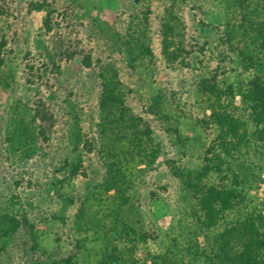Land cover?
I'll use <instances>...</instances> for the list:
<instances>
[{"label": "rangeland", "instance_id": "1", "mask_svg": "<svg viewBox=\"0 0 264 264\" xmlns=\"http://www.w3.org/2000/svg\"><path fill=\"white\" fill-rule=\"evenodd\" d=\"M258 23L263 5L234 0H0V264H99L107 247L120 264H191L189 249L223 264L225 225L264 213V140L253 137L264 122H246L221 170L206 166L219 131L204 82L216 68L234 88L264 74ZM241 55L256 67L245 72ZM105 78L130 120L122 128L99 112ZM29 131L24 156L17 136ZM242 167L247 207L206 230L179 175L228 188Z\"/></svg>", "mask_w": 264, "mask_h": 264}, {"label": "trees", "instance_id": "2", "mask_svg": "<svg viewBox=\"0 0 264 264\" xmlns=\"http://www.w3.org/2000/svg\"><path fill=\"white\" fill-rule=\"evenodd\" d=\"M260 3L264 6V0H234V5L239 10H245L251 3ZM256 35L261 38V51L264 50V26L257 24ZM146 52L145 49H142ZM260 51V48H259ZM240 63L242 69L246 72L256 67L253 61L254 58H246L240 56ZM264 64V55H263ZM83 65L89 67V63L83 62ZM224 74L220 68L213 71L210 79L204 82L203 94L208 101V110L211 116L208 121L217 127L219 133L216 137L212 148L207 151L204 162L206 166L210 164L214 170H221L224 163L220 159L219 154H227L234 152L237 146L246 142L248 128L247 123L259 128L264 121V74H256L250 80L244 82L241 76L237 79V87L227 85L222 79ZM117 83L114 79L105 78L98 101L99 112L102 115V120L112 127L122 128L125 118L119 102V95L117 92ZM238 98L239 105L235 106V100ZM247 115L246 121L243 120L240 112ZM116 114H118L116 116ZM33 131V130H32ZM29 135L18 134V138H22L25 144L20 148L21 155L26 156L29 143L33 141V133L27 132ZM40 134H43L41 131ZM253 137L261 142L264 140V131H258L253 134ZM212 156L208 158L207 156ZM213 160H215L213 162ZM209 168V167H208ZM248 169L240 168V171L232 175V185L228 188L216 185L201 186L202 176L198 175L194 179L188 173H181L179 175L185 189L194 196L199 213L203 218L201 226L206 230L214 228L223 219V215L236 210H243L247 207V193L246 186L249 184ZM194 180V182L192 181ZM115 181V174L110 173L109 182H107V192H114L116 200H119V211L126 205V200L119 197L118 188ZM249 203V202H248ZM243 215V214H242ZM115 226L124 227L118 215H115ZM117 233L112 232V237L117 238ZM236 247L237 253L231 256L226 250ZM220 253L219 259L223 264H264V213L253 209L251 212H246L243 217L238 220L230 222L225 225L223 233L220 236L219 243ZM115 248L107 247L103 253V257L99 264H120L121 254L114 253ZM186 252V254H184ZM211 253L202 255L195 249L184 250L182 255L184 258L188 256L191 264H215L212 260ZM185 255V256H184ZM218 257V256H217ZM212 258V259H211ZM203 260V261H202ZM182 262V261H181ZM64 264H72L67 260Z\"/></svg>", "mask_w": 264, "mask_h": 264}]
</instances>
